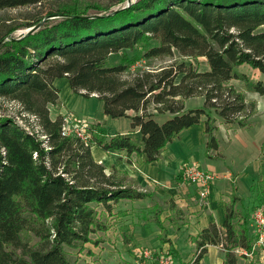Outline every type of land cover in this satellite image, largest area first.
Segmentation results:
<instances>
[{
    "label": "trees",
    "instance_id": "1",
    "mask_svg": "<svg viewBox=\"0 0 264 264\" xmlns=\"http://www.w3.org/2000/svg\"><path fill=\"white\" fill-rule=\"evenodd\" d=\"M45 1L0 0V11ZM93 7L103 9L69 0L49 12L51 18L23 24L32 27L46 18L27 35H14L20 25L0 27V109L12 101L21 116L20 123L0 113V264H82L71 250L98 243L93 234L109 228L107 211L121 199L148 195L115 171L108 174L93 145L153 162L182 130L204 122L206 155L214 157L218 119L244 128L257 113L256 102L231 81L264 96V78L238 70L248 64L264 75V0H136L96 14ZM175 52L190 62L179 61ZM167 57L174 60L159 68L139 64ZM199 57L207 59L208 70L194 65ZM57 78H66L75 94H96L104 114L130 118L143 144L121 133L107 139L101 130L90 145L63 136V115H50V106L60 102ZM199 96L204 106L186 110L185 100ZM152 110L173 115L161 123ZM254 192L264 212V178ZM240 200L233 195L222 225L212 221L192 237L197 254L191 264H201L210 245L223 244L224 264H239L242 255L235 250L252 249L249 214L235 207ZM151 209L160 239L170 241L172 218L161 220V209ZM171 250L167 255L175 257Z\"/></svg>",
    "mask_w": 264,
    "mask_h": 264
},
{
    "label": "crops",
    "instance_id": "2",
    "mask_svg": "<svg viewBox=\"0 0 264 264\" xmlns=\"http://www.w3.org/2000/svg\"><path fill=\"white\" fill-rule=\"evenodd\" d=\"M241 66L250 67L248 64ZM208 69L206 59L203 71ZM254 71L262 74L257 69ZM54 84L60 89V102L50 106L52 119L68 113L76 119L100 123L97 128H105L103 135L107 139L121 133L143 144V135L139 128H132L131 119L113 118L104 114L103 102L97 95L85 98L75 94L66 78H57ZM253 94L256 95L253 101L256 100L257 113L249 119V126L230 127L218 119L220 147L214 152V155L217 152L219 155L214 157L206 155L204 122L182 130L164 147L159 159L153 162H147L145 156L135 153L128 155L126 150L106 151L98 145L91 147L94 158L106 167L108 174L115 171L117 176L124 179L125 184L137 188L146 187L148 195L139 199H121L111 212L107 211L110 226L106 231L93 234L94 239L101 240L98 245L91 242L85 244L86 257L89 258L85 260L86 264H159L157 253L162 251L167 255L171 249L175 254V257L169 256L173 264H191L197 254L192 237L212 221L218 225L224 223L226 206L231 203L234 194L241 198L235 205L236 209L243 214L248 212V205L255 195V185L263 179L264 163V96L256 92ZM258 97H261V102ZM89 100L101 102L93 115L85 112ZM191 101L194 102L190 104ZM203 106L204 98L201 96L185 100L186 110ZM81 112L85 115L80 116ZM129 113L135 114L134 111ZM158 114L154 111L156 120ZM172 115L164 113L165 120ZM188 164L222 175L212 183L209 195L203 202H200L196 185L182 182L181 173ZM153 204L161 209V220L172 218L168 225L170 241L163 242L160 239L162 230L154 220V210L151 209ZM99 210L103 211L104 208L99 207ZM252 226L249 222L250 233ZM145 248L150 249L154 256H143ZM201 264H224V252L210 245Z\"/></svg>",
    "mask_w": 264,
    "mask_h": 264
},
{
    "label": "rangeland",
    "instance_id": "3",
    "mask_svg": "<svg viewBox=\"0 0 264 264\" xmlns=\"http://www.w3.org/2000/svg\"><path fill=\"white\" fill-rule=\"evenodd\" d=\"M69 0H47L43 2L42 4L39 5H30V6H21V7H15V8H8L0 11V27L4 26L5 23H9L10 25H20L21 28H19L14 35L15 36H20L21 34H24L29 30L30 27H27L26 25L23 24H28L29 22H33L34 19L37 17L41 16H46L49 14L51 11H55L61 4L67 2ZM82 5H100L103 7V9H98L96 7H93L90 9V13L96 14L99 12H102L106 10L105 8H111V10H114L120 6H123L124 4L127 3V0H80ZM51 18V17H48ZM175 57L178 58L179 61L186 60L187 62H190V59H184L182 56H180L177 52H175ZM119 59V55L116 54L111 58L112 62H116ZM173 58H152V59H142L140 60L139 64L140 66H143L144 68H159L161 66H164L166 64H169L171 61H173ZM194 62V65H196L200 70H203L206 67V59L199 57L197 59L192 60ZM242 72L247 73L252 79H263L264 75L257 73L258 71H254V68L247 67V66H241L239 68ZM232 84L236 85L238 89L242 90L246 94L247 100L253 101L254 95L253 91H250L247 89L242 82H240L237 79H233L231 81ZM94 95V94H93ZM259 98V102H261V97ZM256 101V100H255ZM191 101L190 104H192ZM2 108L0 109V113L13 116L15 117L20 123V110L17 104H15L12 101H4L1 103ZM99 105H101V102L99 103L96 100H89L88 101V108L85 110L89 115H93L96 113V109H98ZM154 112V110H152ZM80 116L85 115L84 112H81L79 114ZM19 118H18V117ZM29 120V119H28ZM32 121V119H30ZM157 121H165V116L164 113H160L157 115ZM88 122L91 123L93 126V133L94 136L99 134L101 131L104 132L105 134V128L101 129V131L97 128L100 123H93L92 121ZM99 124V125H97ZM95 129V130H94ZM105 136V135H103ZM262 171H263V178H264V163L262 166ZM259 182L256 183L255 187H257ZM259 202L255 199V195L253 199L250 201L248 205V214H249V222L253 225L252 228V233H253V238L255 239V242H257V235L256 231L254 228V217L253 213L254 210L258 207L257 205ZM246 212V209H245ZM32 239V237H30ZM33 240V239H32ZM98 243H100V239H94ZM254 242V243H255ZM92 243V242H91ZM95 244V243H94ZM257 247L255 249H252L250 255L248 256H242L240 260V264H264V249L263 247L256 245ZM73 253V256L75 258H78L80 263L86 264L85 260H88L89 258L86 257V249H83L81 251L77 250H71Z\"/></svg>",
    "mask_w": 264,
    "mask_h": 264
},
{
    "label": "built area",
    "instance_id": "4",
    "mask_svg": "<svg viewBox=\"0 0 264 264\" xmlns=\"http://www.w3.org/2000/svg\"><path fill=\"white\" fill-rule=\"evenodd\" d=\"M96 95V94H95ZM93 126L88 120L76 119L70 114H63V122L61 126L62 135L65 137H75L80 139L86 145H90L94 138ZM95 130V129H94ZM229 175V174H227ZM222 175L204 170L200 166L195 164H188L184 167L181 173V179L184 183H190L196 185L199 188L200 202H203L205 198L209 195V191L212 183L220 178ZM225 176V175H224ZM230 176V175H229ZM139 190L146 192V187L138 188ZM254 217V228L257 235V242L254 243L252 249H255L259 245L264 247V212L261 208H256L253 213ZM221 251H225L223 244L217 246ZM251 250H235L236 253L242 256H248ZM143 256L147 258L153 257V252L150 249H143ZM159 264H173V259L163 253L162 251L157 253Z\"/></svg>",
    "mask_w": 264,
    "mask_h": 264
},
{
    "label": "water",
    "instance_id": "5",
    "mask_svg": "<svg viewBox=\"0 0 264 264\" xmlns=\"http://www.w3.org/2000/svg\"><path fill=\"white\" fill-rule=\"evenodd\" d=\"M134 1H136V0H127V3H126V4H124L123 6H120V7H118V8L129 6V5L132 4ZM118 8H116L115 10H117ZM85 17H89V16H85ZM45 20H46V18L43 19V20H42L41 22H39L38 24H36V25L30 27L29 30H28L27 32H25L24 35H27V34H30V33H34L35 31H37L38 29H40V28L42 27V25H43V23H44ZM1 42H2V41H1Z\"/></svg>",
    "mask_w": 264,
    "mask_h": 264
}]
</instances>
